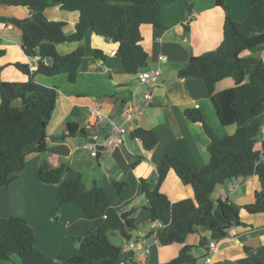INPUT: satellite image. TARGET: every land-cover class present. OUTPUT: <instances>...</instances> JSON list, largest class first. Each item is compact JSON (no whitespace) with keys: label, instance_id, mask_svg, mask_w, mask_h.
I'll return each instance as SVG.
<instances>
[{"label":"crops","instance_id":"obj_1","mask_svg":"<svg viewBox=\"0 0 264 264\" xmlns=\"http://www.w3.org/2000/svg\"><path fill=\"white\" fill-rule=\"evenodd\" d=\"M161 21L167 29L143 25L142 47L148 53V63L138 74L126 71L122 59L112 52L118 45L110 38L98 37L89 29L80 43H65L57 46L61 55H68L79 47L84 49L82 57L66 62L56 76L37 73L38 56H27L20 43L22 32L10 20H30L32 12L25 7L0 6V77L7 82L23 83L28 77L16 68V64L30 66L34 79L50 88H56L58 99L48 124L47 136L39 144L26 147V167L9 187L0 188V217L25 218L35 233V245L56 264L79 254L82 238L93 233L103 219L87 220L78 203L61 204L58 185H46L39 181L38 171L66 167L63 180L80 179L81 188L90 189L98 183L106 192L111 206L120 213L136 210L137 228H126L110 234V239L120 240L122 251L116 264H125L132 258L138 264H163L175 259L182 244L161 246L153 235L154 222H150L148 205L142 180L155 190L159 183L158 167L167 155H176L194 169H202L211 160V140L201 123L191 122L185 115L187 109L199 110L206 123L219 137L235 132L236 126H225L219 116L212 95L202 79H182L178 71L184 68L191 56H199L218 49L223 40L226 17L235 21L245 20L251 11L249 0H227L226 9L215 0H160ZM46 19L64 22V33L72 35L77 24L84 18L80 12L63 11L57 6L45 10ZM189 31H186L185 27ZM100 51L103 60L96 58ZM242 56L259 57L264 60V50L257 54L249 51ZM165 57L166 60H161ZM160 70L161 76L155 88L142 85L139 76L145 71ZM235 86L232 78L216 85V92ZM152 92L151 102L145 95ZM0 97V106H1ZM19 102L15 103L18 106ZM134 107L136 119H128L126 109ZM197 106H199L197 108ZM98 108L101 118L91 110ZM77 123L75 135L68 133V124ZM113 124L126 129L125 142L117 148L107 147L94 158L85 147L88 140L101 144L112 134ZM138 128L154 132L157 145L144 147L141 139L131 136ZM85 129L84 136L81 130ZM264 142L259 139L255 150L264 156ZM39 147V151H36ZM139 160L134 167L131 165ZM113 181L127 182L122 193H118ZM262 190L255 175L236 178L217 186L215 200L234 203L240 207L241 226L232 228L228 236L214 240L211 232L199 228L187 237L185 245L193 246L195 257L208 256L209 250L200 247L202 238L216 241L219 252L212 264H254V257L264 262V213L251 214L244 207L253 204L256 193ZM172 203L194 196L190 186L184 185L174 170H171L162 186ZM113 242V241H112ZM139 243L147 250L145 256L131 250L129 245ZM115 245L120 246L115 243ZM248 249V250H247ZM252 253V255H251ZM20 258L1 260L0 264H19ZM206 264L203 259V263Z\"/></svg>","mask_w":264,"mask_h":264},{"label":"trees","instance_id":"obj_2","mask_svg":"<svg viewBox=\"0 0 264 264\" xmlns=\"http://www.w3.org/2000/svg\"><path fill=\"white\" fill-rule=\"evenodd\" d=\"M226 9L227 0H215ZM252 8L243 21L226 17L223 40L217 50L199 56H191L188 64L178 71L184 79H202L213 97L214 104L225 126L235 125L233 134L219 137L206 123L202 113L187 109L186 117L201 123L211 140V160L202 169H194L176 155L167 154L158 167L159 183L155 190L142 180V188L148 205L150 222L160 221L165 226L158 231L157 241L161 246L182 244L178 256L163 264H198L201 258L193 254V246L185 245L189 235L205 228L211 239L228 236L229 231L243 223L240 207L234 203L215 200L217 186L236 178L257 176L262 190L256 193L253 204L244 208L251 214L264 213V156L255 150L264 123V60L259 57L242 56L249 51L257 54L264 50V0H249ZM27 7L32 12L30 20H10L22 32V49L27 56H38L37 73L56 76L63 65L74 57H82L79 47L68 55H61L57 46L65 43H80L92 29L98 37L110 38L118 45L117 55L126 71L138 74L148 63V53L142 47L141 27L153 25L167 29L161 21L160 0H0V6ZM57 6L63 11L80 12L84 18L77 24L72 35L64 33V22L46 19L44 12ZM5 20L0 18V23ZM189 31L188 27H185ZM5 54L0 50V57ZM96 58L103 60L96 51ZM18 70L28 77L23 83L7 82L0 77V188L9 187L26 167L31 143L39 144L47 136L48 124L54 113L58 92L34 79L30 66L16 64ZM232 78L235 86L216 92V85ZM19 102L18 106L15 103ZM68 133L73 136L79 124H68ZM81 133L86 136V130ZM141 139L147 149L157 145L152 131L138 128L131 134ZM264 145V144H263ZM39 151V147H36ZM139 160L131 166L134 167ZM171 170H174L184 185L190 186L194 196L172 203L162 186ZM66 167L45 170L40 168L38 179L46 185H58L61 204L78 203L87 220L103 219L102 224L90 235L82 238L79 254L68 264H116L122 247L115 245L110 234L121 229L134 231L137 228L135 209L120 213L114 209L104 189L97 183L90 189L81 188L80 179L63 180ZM120 194L127 182L113 181ZM210 241L202 238L200 247L209 250ZM248 250V249H247ZM20 258L19 264H56L36 248L35 233L25 218L0 217V259ZM207 255L202 258L206 259ZM254 264L264 262L254 257ZM125 264H138L133 258Z\"/></svg>","mask_w":264,"mask_h":264},{"label":"built area","instance_id":"obj_3","mask_svg":"<svg viewBox=\"0 0 264 264\" xmlns=\"http://www.w3.org/2000/svg\"><path fill=\"white\" fill-rule=\"evenodd\" d=\"M20 44H21V46L23 45V43H20ZM116 54H117V52H115V51L112 52V55H116ZM160 59L166 60L165 57H160ZM161 74L162 73L160 70L145 71V72L141 73L139 76L140 83L142 85L148 86V87L153 89L158 85L159 78H160ZM145 97H146L147 102H151L152 98H153L152 92H148L145 95ZM198 107L199 106H197V108ZM91 113L93 115H97L99 118L102 117L98 108H93L91 110ZM126 115H127L128 119H136L137 118V112L135 111L133 106L128 107L126 109ZM125 133H126V129L123 126L113 124L112 134L106 140L105 146L112 147V148H117V147L121 146L125 142ZM260 140L264 142V123L262 125L261 132H260ZM85 147L91 151L92 157L96 158L97 152H98L96 149V145L88 144V145H85ZM164 227L165 226L163 225L162 222H160V221L154 222L153 235L156 239H157L158 231ZM129 248L131 250L139 252V256H145L147 254V250L144 249V246H142L139 243H132L129 245ZM218 252H219L218 243L216 241H211L209 244V254H208L207 258L205 259V263L206 264H212L213 257Z\"/></svg>","mask_w":264,"mask_h":264},{"label":"water","instance_id":"obj_4","mask_svg":"<svg viewBox=\"0 0 264 264\" xmlns=\"http://www.w3.org/2000/svg\"><path fill=\"white\" fill-rule=\"evenodd\" d=\"M25 9L27 10V11H29V9L27 8V7H25ZM109 138V136H106L105 138H104V141H103V143H101V144H96V141L95 140H88V143H90V144H94V145H96V149H97V156H96V158L98 159L99 157H100V153L102 152V150L104 149V144H105V142H106V140ZM81 241V240H80ZM77 248H80V245H78L77 246ZM251 255H252V253H251Z\"/></svg>","mask_w":264,"mask_h":264},{"label":"rangeland","instance_id":"obj_5","mask_svg":"<svg viewBox=\"0 0 264 264\" xmlns=\"http://www.w3.org/2000/svg\"><path fill=\"white\" fill-rule=\"evenodd\" d=\"M112 241H113L114 244L117 243V244H119L120 246H121V244H122V243H120V240H119L118 238H114V239H112ZM118 260H119V259H118ZM202 263H203V259L201 258V259L199 260L198 264H202Z\"/></svg>","mask_w":264,"mask_h":264}]
</instances>
